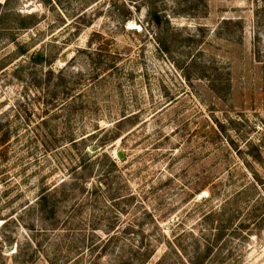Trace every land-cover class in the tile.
<instances>
[{
	"label": "rangeland",
	"instance_id": "374dc122",
	"mask_svg": "<svg viewBox=\"0 0 264 264\" xmlns=\"http://www.w3.org/2000/svg\"><path fill=\"white\" fill-rule=\"evenodd\" d=\"M138 254L264 264V0H0V264Z\"/></svg>",
	"mask_w": 264,
	"mask_h": 264
},
{
	"label": "trees",
	"instance_id": "16d2710c",
	"mask_svg": "<svg viewBox=\"0 0 264 264\" xmlns=\"http://www.w3.org/2000/svg\"><path fill=\"white\" fill-rule=\"evenodd\" d=\"M22 17V16H21ZM35 17L33 16V15H27V16H23L22 17V21H23V26H22V28L23 29H25V28H27V25L24 23V22H26V23H32L31 21H33V19H34ZM25 53V52H24ZM37 56H39V55H37ZM37 56H32L31 58H32V60L34 61V62H36L37 61ZM260 59V56L258 55L257 56V60H259ZM260 61V60H259ZM67 106L68 105H70L71 103L70 102H68L67 101ZM6 138H7V136H5ZM6 138H4V139H2L1 138V142H3V141H5L6 140ZM68 139H69V142L70 143H72V142H75L76 141V139H75V136L73 135V134H70L69 135V137H68ZM44 209V208H43ZM151 256V254L149 255V254H138V255H136V257H138V261L140 262V264H145V262H147V259L149 258Z\"/></svg>",
	"mask_w": 264,
	"mask_h": 264
},
{
	"label": "water",
	"instance_id": "95a60500",
	"mask_svg": "<svg viewBox=\"0 0 264 264\" xmlns=\"http://www.w3.org/2000/svg\"><path fill=\"white\" fill-rule=\"evenodd\" d=\"M119 156H120V157H122V155H121V154H120Z\"/></svg>",
	"mask_w": 264,
	"mask_h": 264
}]
</instances>
